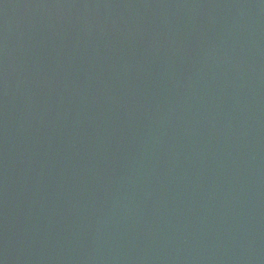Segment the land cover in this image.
Instances as JSON below:
<instances>
[{"label": "water", "instance_id": "1", "mask_svg": "<svg viewBox=\"0 0 264 264\" xmlns=\"http://www.w3.org/2000/svg\"><path fill=\"white\" fill-rule=\"evenodd\" d=\"M0 264H264V0H0Z\"/></svg>", "mask_w": 264, "mask_h": 264}]
</instances>
